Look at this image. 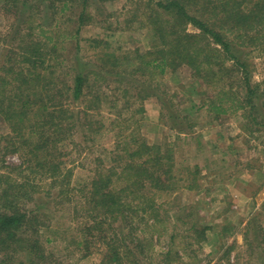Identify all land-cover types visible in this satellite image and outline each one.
<instances>
[{
	"label": "rangeland",
	"instance_id": "obj_1",
	"mask_svg": "<svg viewBox=\"0 0 264 264\" xmlns=\"http://www.w3.org/2000/svg\"><path fill=\"white\" fill-rule=\"evenodd\" d=\"M72 1L61 10L62 1L50 9L49 0L27 7L0 0V65L12 58L19 64L34 25L51 30L50 46L57 47L47 57H55L51 70L58 74L62 101L76 124L70 134L58 132L53 159L61 173L55 176L48 152L37 153L44 168L29 169L13 126L0 120V191L16 186L8 192L19 190L20 207L38 216L31 239L37 243L27 249L19 244L13 264H108L109 239L120 246L118 257L126 264H264V44L247 41L231 59L247 64L250 84L258 92L252 112L236 109L235 100L223 104L230 107L226 113L207 109L221 96L219 91L241 99L243 76L226 86L217 78L201 80L187 66L165 72L160 90L152 89L147 73L140 77L146 97L139 100L133 92L124 97L122 91L130 89L134 78L106 74V60L151 50L156 40L146 22L149 10L136 0H88L86 6ZM78 74L90 76L89 97L66 93ZM27 133L26 157L32 161L39 133ZM133 136L163 150L168 146L174 184L155 190L144 202L154 200L155 212L132 209L99 217L94 232L91 212L82 205L100 175L103 180L110 175L115 188L124 185L120 172Z\"/></svg>",
	"mask_w": 264,
	"mask_h": 264
},
{
	"label": "trees",
	"instance_id": "obj_2",
	"mask_svg": "<svg viewBox=\"0 0 264 264\" xmlns=\"http://www.w3.org/2000/svg\"><path fill=\"white\" fill-rule=\"evenodd\" d=\"M33 1L39 2L40 5L42 0H4L5 5L14 7H27ZM57 1H62L61 10H65L73 2L49 0L46 6L51 9ZM136 1L143 2L149 10L146 22L149 23L156 41L151 50L135 51L134 56L111 55L107 58L106 63H109L110 67L106 66V74L121 76V73H126L138 82V86L134 82L131 83L130 89L122 91L124 97L131 92L135 97L138 96L139 100L146 97L141 89L140 77L147 73L152 79V89L160 90L159 79L165 72L187 66L201 80L217 78L215 81L223 82L227 84L226 86L231 85L234 78L240 80L243 76L245 85L241 99L229 97V90L219 91L218 95L221 96L216 101L208 103V110L218 114L226 113L230 107L224 108L223 104L225 105L228 100L232 102L235 100L236 109L248 107L251 112L256 109L254 100L258 92L250 84L247 64L240 60L233 63L231 59L235 57V48L245 45L247 41L252 44L257 42L264 44V0ZM82 2L83 6H86L88 0ZM189 26H192L194 31H190ZM46 32L49 33V37L45 36ZM51 33V30L45 31L39 24L34 25L30 40L21 48L19 64L12 58L8 64L3 62L0 65V71L4 75H0V120L13 126L12 130L16 134L14 138L20 140L18 148H21L25 160L28 161L29 169L34 173L36 169L44 168V163L36 157L40 151L48 152L52 159L47 163L56 176L61 173L60 163L53 159L60 142L57 138L58 132L66 131L70 134L76 124L75 121L72 122L73 117L75 119L73 111L62 101L63 94L58 85V74L54 69L51 70L50 61H55V57L52 59L47 57L57 47L55 44L50 46L53 39ZM235 40L242 43L235 44ZM47 70L50 72H46ZM89 78L90 76L85 74L71 77L72 83L66 85V93L73 92L74 98L85 94L89 97L91 94ZM117 80L122 82L119 77ZM85 89L88 92H84ZM95 97L100 100L99 95ZM30 114L34 115L31 117ZM26 129L29 137L39 133V139L32 148L34 151L31 150L34 156L32 161L26 157L29 147V138L24 134ZM132 138L129 142L131 145L125 148L127 163L120 172L124 185L115 188L112 186L113 179L110 175L104 180L101 179L104 176L100 175V180H93L86 202L82 205L84 211L91 212L90 218L96 225L92 227L94 232L101 224L100 220L97 221L99 217L105 219L132 209L135 212L139 210L144 212L147 208H152L155 212L154 200H149L148 204L144 202L153 198L155 190H168L174 184L171 175L173 158L168 146L163 150L159 145L148 144L140 136ZM111 170L113 174V169ZM11 187L16 186L0 191V198L3 201L0 205V264H13L15 254L20 250L19 244L26 245L27 249L37 243L36 239L33 241L31 239L32 231L36 233L38 216L29 213L25 207H20L21 203L18 202L20 191L14 189L13 192H10L11 190L8 192ZM130 195H133L132 202L128 200ZM133 202L137 203L133 205ZM94 213L98 215L96 218ZM106 246L110 257L108 264H126L118 257L120 246L115 239H109Z\"/></svg>",
	"mask_w": 264,
	"mask_h": 264
}]
</instances>
